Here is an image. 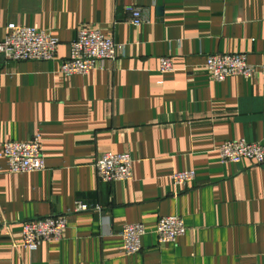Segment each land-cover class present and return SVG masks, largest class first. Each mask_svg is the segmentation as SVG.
I'll return each mask as SVG.
<instances>
[{
  "label": "crops",
  "instance_id": "crops-1",
  "mask_svg": "<svg viewBox=\"0 0 264 264\" xmlns=\"http://www.w3.org/2000/svg\"><path fill=\"white\" fill-rule=\"evenodd\" d=\"M11 22L60 44L50 62L0 56V264H264V163H223L219 152L228 140L264 143V76L219 82L205 67L214 53L264 62V0H0V41ZM81 27L113 36L118 58L65 76ZM36 134L46 168L10 173L2 144ZM105 152H131L132 179L100 182ZM185 169L196 179L175 184ZM78 200L102 210L74 213ZM61 214L63 239L24 248V221ZM174 215L186 233L160 244L157 222ZM137 222L143 248L127 255L120 233Z\"/></svg>",
  "mask_w": 264,
  "mask_h": 264
},
{
  "label": "built area",
  "instance_id": "built-area-1",
  "mask_svg": "<svg viewBox=\"0 0 264 264\" xmlns=\"http://www.w3.org/2000/svg\"><path fill=\"white\" fill-rule=\"evenodd\" d=\"M129 21L140 26L145 20L144 9L136 4L128 6ZM60 39L47 30L27 27L11 22L6 34L0 41V56L9 61H54ZM70 55L61 61L60 71L65 76L85 75L103 68L105 62L117 60V42L113 36L104 34L96 27L77 29L70 42ZM161 71L173 69L171 57L160 59ZM205 67L211 77L223 82L234 76L253 78L264 76V62L253 65L248 61L245 52L210 54ZM3 155L7 160L8 171L12 174L37 172L46 168L41 136L36 134L29 141H6L2 144ZM223 163H240L245 159L255 164L264 163V143L235 139L223 142L219 146ZM134 157L131 152H105L96 162V175L100 182L119 183L132 179ZM196 179V171L185 169L174 172L172 180L175 184L187 186ZM96 207L78 200L74 213L101 211ZM67 227V215H54L26 220L22 224L23 246L31 251L37 250L42 242L63 239ZM187 227L180 215L161 217L157 222L156 233L160 244L174 243L186 233ZM146 233L143 223H129L122 228L120 236L123 240V252L127 255L142 251V237Z\"/></svg>",
  "mask_w": 264,
  "mask_h": 264
},
{
  "label": "water",
  "instance_id": "water-1",
  "mask_svg": "<svg viewBox=\"0 0 264 264\" xmlns=\"http://www.w3.org/2000/svg\"><path fill=\"white\" fill-rule=\"evenodd\" d=\"M1 57H3V56H1Z\"/></svg>",
  "mask_w": 264,
  "mask_h": 264
}]
</instances>
